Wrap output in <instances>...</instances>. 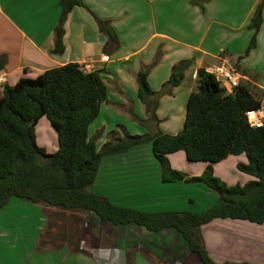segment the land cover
I'll return each mask as SVG.
<instances>
[{"label": "crops", "instance_id": "crops-1", "mask_svg": "<svg viewBox=\"0 0 264 264\" xmlns=\"http://www.w3.org/2000/svg\"><path fill=\"white\" fill-rule=\"evenodd\" d=\"M197 1L82 0L64 23L63 50L52 52L60 0H0V54L6 58L0 69V91L4 84L13 85L20 77L33 78L68 62L82 64L86 71L99 70L108 103L100 105L88 127L98 149L117 128L123 129L120 137L145 133L148 127L152 132H179L187 98L197 87L198 68L210 72L227 62L239 70L240 82L253 88L251 94L263 99L264 7L256 47L237 60L253 33L248 25L260 0ZM97 19L108 22L117 36L116 44L107 42ZM182 60L189 65L181 83L164 86L172 66ZM142 69H148V84L158 93L157 124L147 120L137 95L136 75ZM51 149H57V135ZM167 158L171 168L188 176L200 175L208 165L188 161L181 150ZM246 161L245 153L230 154L211 163L213 174L228 185L237 184V179L243 184L253 177L236 165ZM89 189L113 204L144 212L202 211L216 199L202 182H163L150 142L103 157ZM39 204L11 199L0 208V264H202L173 227L151 231L136 223L115 225L90 211L85 217L89 216L91 225L78 228L74 237L77 245L64 240L44 246V228L34 231L33 226V206ZM39 217L47 223V214ZM200 229L215 262L264 264V222L216 218ZM154 242L167 247L163 251Z\"/></svg>", "mask_w": 264, "mask_h": 264}, {"label": "trees", "instance_id": "trees-1", "mask_svg": "<svg viewBox=\"0 0 264 264\" xmlns=\"http://www.w3.org/2000/svg\"><path fill=\"white\" fill-rule=\"evenodd\" d=\"M60 5L52 52L63 50L64 23L72 8L82 5V0H60ZM263 7L264 0H260L248 25L253 33L237 60L256 47ZM97 24L106 34L107 42L116 44L117 36L108 22L97 19ZM5 63V55L0 54V69ZM188 65L187 60L174 64L164 86L179 85ZM147 74L148 69H142L136 75L137 95L147 120L157 124L158 93L150 88ZM196 74L197 87L187 98L179 132H152L148 127L142 134L125 133L123 137L108 140L99 149L96 137L88 134L100 105L108 103L99 70L86 71L82 64L68 62L33 78L20 77L13 85L4 84L0 91V208L11 199H22L67 211H90L115 225L136 223L151 231L173 227L202 264H249L215 262L200 228L216 218L264 222V126H250L246 118V112L257 108L260 100L251 94L248 83L240 82L233 93H227L204 68H198ZM42 116L56 132L54 152H47L36 141L35 125ZM146 142H150L160 164L163 182H202L216 194L215 201L199 212H144L113 204L89 189L103 157ZM180 150L188 161L208 162L200 175L188 176L170 167L167 155ZM239 153H245L247 161L237 163V169L253 179L228 185L213 174L211 163Z\"/></svg>", "mask_w": 264, "mask_h": 264}, {"label": "rangeland", "instance_id": "rangeland-1", "mask_svg": "<svg viewBox=\"0 0 264 264\" xmlns=\"http://www.w3.org/2000/svg\"><path fill=\"white\" fill-rule=\"evenodd\" d=\"M250 89L253 88L250 86ZM121 131H123L122 128H117L116 130L107 134V138H109L108 140L115 139L116 136L120 137L119 135L121 134ZM35 134H36V139L39 142V145L45 147L47 151L52 152L51 147H52V143L56 141V133L45 116H42L38 119L35 125ZM237 180H238L237 184H242L240 179ZM213 194L215 193L213 192ZM40 214H44V215L47 214L48 216L47 223L45 221L43 222L40 219H38L40 218L39 217ZM85 214L86 212L83 211L82 209L67 211L55 207L51 208L50 206L41 203L39 205L33 206L34 231L39 229L40 227L44 228L41 231L42 232L41 240H42V245L44 246H53L56 244H60V242L64 240L69 241L70 244L74 243V245H77L78 241L74 240V237L76 236V232H78V228L80 227L81 229L83 225H85V227L91 225V221H90L91 219L89 218L88 215L85 217ZM84 217L85 219H87L86 223L84 222L85 221ZM154 243L157 248L163 251H164V247H167V246L163 247L162 242H161L162 244L159 242H154ZM176 247L177 249H180V245H176ZM166 258L172 259L173 257L166 256Z\"/></svg>", "mask_w": 264, "mask_h": 264}, {"label": "built area", "instance_id": "built-area-1", "mask_svg": "<svg viewBox=\"0 0 264 264\" xmlns=\"http://www.w3.org/2000/svg\"><path fill=\"white\" fill-rule=\"evenodd\" d=\"M107 59V57H105ZM215 80L222 86L227 93H233L234 89L240 83L241 74L239 70L227 63L223 62L216 65L210 70ZM3 78L0 77V82ZM246 118L250 126H264V98L260 100L259 106L246 112Z\"/></svg>", "mask_w": 264, "mask_h": 264}]
</instances>
